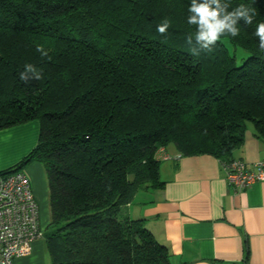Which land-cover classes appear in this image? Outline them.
<instances>
[{"label": "trees", "instance_id": "16d2710c", "mask_svg": "<svg viewBox=\"0 0 264 264\" xmlns=\"http://www.w3.org/2000/svg\"><path fill=\"white\" fill-rule=\"evenodd\" d=\"M190 3L0 0V130L40 126L36 146L0 174L44 166L50 264H171L144 219L121 212L138 191L163 185L158 150L228 162L246 122L264 140V52L254 35L264 0H222L229 10L249 5L253 23L199 56L186 43ZM226 42L247 57L238 64ZM26 64L42 79L21 81Z\"/></svg>", "mask_w": 264, "mask_h": 264}, {"label": "crops", "instance_id": "0c3cea01", "mask_svg": "<svg viewBox=\"0 0 264 264\" xmlns=\"http://www.w3.org/2000/svg\"><path fill=\"white\" fill-rule=\"evenodd\" d=\"M30 126L37 129L39 123L27 121L0 130V171L21 161L36 146L38 135L35 138L29 132ZM164 150L160 156L163 185L138 191L121 208L122 215L144 219L154 238L168 248L171 264H264V180L237 190L214 155L181 154L174 145ZM232 157L245 161L250 169L264 160V140L254 135L252 125L246 126L244 143ZM33 162L27 174L40 225L46 229L51 216L47 180L40 162ZM45 233L32 243L28 255L13 264H46Z\"/></svg>", "mask_w": 264, "mask_h": 264}, {"label": "built area", "instance_id": "2783aa9c", "mask_svg": "<svg viewBox=\"0 0 264 264\" xmlns=\"http://www.w3.org/2000/svg\"><path fill=\"white\" fill-rule=\"evenodd\" d=\"M223 166L228 183L237 190L264 180V160L251 164L253 169L238 158ZM42 236L39 208L29 177L21 170L0 174V264H13L15 259L28 255L32 243Z\"/></svg>", "mask_w": 264, "mask_h": 264}, {"label": "clouds", "instance_id": "9594fccd", "mask_svg": "<svg viewBox=\"0 0 264 264\" xmlns=\"http://www.w3.org/2000/svg\"><path fill=\"white\" fill-rule=\"evenodd\" d=\"M229 8L230 5L222 3V0H191L187 23L195 26V33L187 35L186 43L193 56H199L201 52H211L226 34L233 38L238 36V25L241 21L246 25L253 23L255 10L249 5L240 4L231 10ZM169 27L170 23L165 19L157 26V32L165 36ZM254 35L259 40V49L264 52V22L257 23ZM36 51L42 57L48 56L43 45H37ZM42 76V71L32 64H26L19 74L20 80L26 84L33 80L39 81Z\"/></svg>", "mask_w": 264, "mask_h": 264}, {"label": "rangeland", "instance_id": "374dc122", "mask_svg": "<svg viewBox=\"0 0 264 264\" xmlns=\"http://www.w3.org/2000/svg\"><path fill=\"white\" fill-rule=\"evenodd\" d=\"M226 44H227V47H228V50H229V52L231 53V54H234L235 55V58H236V62L239 64V63H241V61H242V59H244L245 57H247V52L243 49V48H241V47H233L230 43H228V42H226ZM32 121H35V122H38L39 123V121H38V119H33V120H29V122H32ZM246 124L247 125H252L250 122H246ZM12 127V126H11ZM9 128V127H8ZM38 129H39V126H38V128L37 129H35L34 128V126H30V130H29V132L32 134L33 133V135L35 136V138H37V135H38ZM2 130V129H1ZM35 130V131H34ZM21 134H19V135H17V136H14L13 137V140L14 139H17L19 136H20ZM10 137V136H9ZM2 140H3V138H2ZM4 141H5V139H4ZM9 145V142H7V143H4V148L5 147H7ZM165 147L164 148H160L159 150H158V152L156 153V157H158V158H160V156L162 155V154H164V152H165ZM165 155V154H164ZM8 160H9V156H8V158H6V161L8 162ZM32 163H34V162H32ZM40 165H41V167L43 168V172H44V176H45V169H44V166L41 164V163H39ZM28 165L29 164H27V165H25L22 169H20L21 170V172H23V173H25V174H27L28 173V171H27V167H28ZM27 176H28V174H27ZM30 179V178H29ZM46 183H47V181H46ZM48 228V227H47ZM45 229L44 227H43V230H46V232H47V230L48 229ZM45 259H46V264H50V257H49V255H48V253H47V255H46V257H45Z\"/></svg>", "mask_w": 264, "mask_h": 264}]
</instances>
